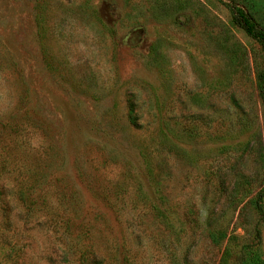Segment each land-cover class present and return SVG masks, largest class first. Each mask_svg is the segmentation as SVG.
I'll return each mask as SVG.
<instances>
[{
    "label": "rangeland",
    "instance_id": "obj_1",
    "mask_svg": "<svg viewBox=\"0 0 264 264\" xmlns=\"http://www.w3.org/2000/svg\"><path fill=\"white\" fill-rule=\"evenodd\" d=\"M230 1L264 26V0H0V264H264V45Z\"/></svg>",
    "mask_w": 264,
    "mask_h": 264
},
{
    "label": "trees",
    "instance_id": "obj_2",
    "mask_svg": "<svg viewBox=\"0 0 264 264\" xmlns=\"http://www.w3.org/2000/svg\"><path fill=\"white\" fill-rule=\"evenodd\" d=\"M231 15L232 22L241 28L249 37L264 45V26L259 25L249 14L244 13L235 2H225ZM258 93L264 102V74L258 73ZM261 195L257 200V205L260 211L262 210V205L259 202Z\"/></svg>",
    "mask_w": 264,
    "mask_h": 264
}]
</instances>
